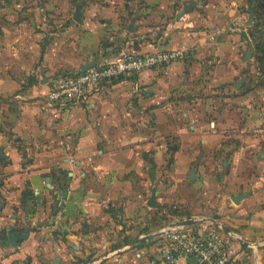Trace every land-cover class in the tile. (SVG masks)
Instances as JSON below:
<instances>
[{"label": "crops", "instance_id": "1", "mask_svg": "<svg viewBox=\"0 0 264 264\" xmlns=\"http://www.w3.org/2000/svg\"><path fill=\"white\" fill-rule=\"evenodd\" d=\"M50 4L0 8V261L161 264L164 231L183 226L264 264V87L246 71L240 0ZM168 49L189 54L77 105L45 102L91 61Z\"/></svg>", "mask_w": 264, "mask_h": 264}, {"label": "built area", "instance_id": "2", "mask_svg": "<svg viewBox=\"0 0 264 264\" xmlns=\"http://www.w3.org/2000/svg\"><path fill=\"white\" fill-rule=\"evenodd\" d=\"M186 49H168L165 52L142 54L120 53L114 60L96 64L87 72L66 74L51 81L46 104L49 107L67 104L77 105L86 98V94L104 82L116 80L121 76L141 74L145 69H161L171 63L187 57ZM166 242L158 245L157 255L152 263L191 264L193 257L205 264H235L232 248L226 237L215 228L170 227L164 231ZM0 264H25L23 259L11 262L0 261Z\"/></svg>", "mask_w": 264, "mask_h": 264}, {"label": "rangeland", "instance_id": "3", "mask_svg": "<svg viewBox=\"0 0 264 264\" xmlns=\"http://www.w3.org/2000/svg\"><path fill=\"white\" fill-rule=\"evenodd\" d=\"M51 0H0V8L10 7V8H19L22 10H39L40 6L47 3L49 7ZM241 4H239V8H241L242 12V20H247V23L250 20L249 25L246 27V37L249 39V43L246 44V51H252V59H248V62H251L252 68H246V71L249 72L248 76L261 87H264V62L261 65H258L255 60V40L257 31L263 32L264 28L262 26L263 18L259 15V10L255 13L253 11H249V7L257 3V0H240ZM251 42V45H250ZM261 68H260V67ZM260 107L264 110V101L260 104ZM262 126V125H261ZM166 179V176H164ZM168 182V180H166ZM173 209L174 207L171 205L170 207Z\"/></svg>", "mask_w": 264, "mask_h": 264}, {"label": "water", "instance_id": "4", "mask_svg": "<svg viewBox=\"0 0 264 264\" xmlns=\"http://www.w3.org/2000/svg\"><path fill=\"white\" fill-rule=\"evenodd\" d=\"M193 6V4H189V5H185L182 9V11H180L177 15H176V19H179L184 13H187L189 12V10L191 9V7ZM250 23V20L248 22V24ZM250 45H251V42H250ZM252 55V51L249 50L246 52L245 56H244V60L246 61V63L248 64V59L251 57ZM96 63L94 61H91L90 63H87L85 64L81 69L80 71L81 72H87L89 69H91L92 66H95ZM243 79H244V76L242 77V79H240V83L243 82ZM67 193L66 190H63L62 191V194L63 196H65ZM150 199L148 200V205L151 206V207H154L156 206L157 204V201H156V195H155V190H152L151 192V195H150ZM194 221L193 220H185V221H182L180 222L179 224H190V223H193ZM20 236H22L21 233H9L8 234V240H9V243L12 244V245H15L17 243V239L20 238ZM141 239H139L138 241H140ZM188 262L191 263V264H205L204 262H197V260L193 257L189 258L188 259Z\"/></svg>", "mask_w": 264, "mask_h": 264}, {"label": "trees", "instance_id": "5", "mask_svg": "<svg viewBox=\"0 0 264 264\" xmlns=\"http://www.w3.org/2000/svg\"><path fill=\"white\" fill-rule=\"evenodd\" d=\"M258 10L260 17L263 18L262 26L264 28V0H257L255 6L251 5L249 7V11H253L254 13ZM259 31L260 30L257 31V34L255 36V60L258 65H261L264 62V31L261 33Z\"/></svg>", "mask_w": 264, "mask_h": 264}]
</instances>
